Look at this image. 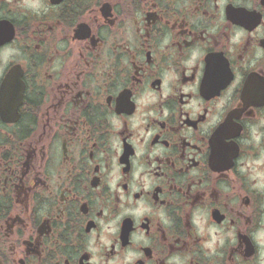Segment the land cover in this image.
I'll use <instances>...</instances> for the list:
<instances>
[{"label": "flooded vegetation", "instance_id": "af4514ba", "mask_svg": "<svg viewBox=\"0 0 264 264\" xmlns=\"http://www.w3.org/2000/svg\"><path fill=\"white\" fill-rule=\"evenodd\" d=\"M0 264H264V0H0Z\"/></svg>", "mask_w": 264, "mask_h": 264}]
</instances>
